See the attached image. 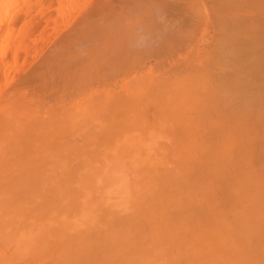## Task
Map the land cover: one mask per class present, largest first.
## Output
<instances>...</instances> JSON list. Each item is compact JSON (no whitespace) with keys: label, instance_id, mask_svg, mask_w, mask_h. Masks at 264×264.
<instances>
[{"label":"bare ground","instance_id":"bare-ground-1","mask_svg":"<svg viewBox=\"0 0 264 264\" xmlns=\"http://www.w3.org/2000/svg\"><path fill=\"white\" fill-rule=\"evenodd\" d=\"M82 1L0 0V264H264V0Z\"/></svg>","mask_w":264,"mask_h":264},{"label":"rangeland","instance_id":"rangeland-1","mask_svg":"<svg viewBox=\"0 0 264 264\" xmlns=\"http://www.w3.org/2000/svg\"><path fill=\"white\" fill-rule=\"evenodd\" d=\"M84 1H85V0H84ZM84 1H82V3H83V4L81 5L82 7H84V3L87 4V2H88L89 0L86 1V2H84ZM81 6H80L81 9L78 8V10L75 11L76 13L74 12V14H77V12H78L79 10L81 11V10L83 9ZM80 11H79V12H80ZM44 48H45V45H44ZM44 48H42V49H44ZM38 51H41V50H38ZM174 156H175V155H174ZM171 157H172V155H169V159H171ZM170 161H172V160H170ZM172 162H173V161H172ZM169 164H172V163H169ZM127 173L129 174L130 172H126V174H127ZM122 174H124V173H122ZM130 174H131V173H130ZM130 174H129V177L131 176ZM121 176H122V175H121ZM126 176L128 177V175H126ZM115 177L118 178V176H115ZM115 177L113 176V177H112V178H113L112 180H114ZM122 177H125V176L123 175ZM122 177H121V178H122ZM129 177H128V179H129ZM121 178L119 177L118 180H121ZM124 179H125V178H124ZM116 180H117V179H115L114 181H116ZM118 180H117V181H118ZM126 180H127V179H126ZM140 184H141V183H140ZM140 184H139V185H140ZM120 186H122V185H121V184L119 185V192H122V190L120 191ZM124 187H125V185H124ZM121 188H122V187H121ZM123 189H124V190H125V189L127 190V186H126L125 188H123ZM128 189H129V188H128ZM117 192H118V190H117ZM124 192H126V191H124ZM128 192H130V191H128ZM128 192H127V194H128Z\"/></svg>","mask_w":264,"mask_h":264}]
</instances>
